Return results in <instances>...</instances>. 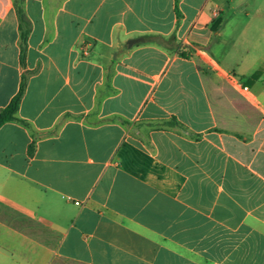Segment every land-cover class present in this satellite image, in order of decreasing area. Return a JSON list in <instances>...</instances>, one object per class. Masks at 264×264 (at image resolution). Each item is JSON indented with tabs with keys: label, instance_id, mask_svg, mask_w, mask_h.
<instances>
[{
	"label": "crops",
	"instance_id": "crops-1",
	"mask_svg": "<svg viewBox=\"0 0 264 264\" xmlns=\"http://www.w3.org/2000/svg\"><path fill=\"white\" fill-rule=\"evenodd\" d=\"M24 10L22 67L0 0V111L26 78V124L0 128V264H264V0Z\"/></svg>",
	"mask_w": 264,
	"mask_h": 264
},
{
	"label": "trees",
	"instance_id": "trees-1",
	"mask_svg": "<svg viewBox=\"0 0 264 264\" xmlns=\"http://www.w3.org/2000/svg\"><path fill=\"white\" fill-rule=\"evenodd\" d=\"M24 2L25 0H13L14 3V7L19 19V28H20V34H21V56H20V60H21V64L22 67H24L25 65V55H26V49H27V41H28V37L31 31V25L30 22L28 21L26 14H25V10H24ZM221 28V23H215L212 26V30L213 31H218ZM259 76V73H257L256 75L253 76V78H257ZM25 88H26V78L25 76L22 79L21 82V86L19 89V92L17 93V95L12 99V101L10 102V104L4 108L3 110L0 111V128L6 124V123H10V122H20L23 124H26L25 121H22L20 119H18L17 117V112L22 100V97L24 95L25 92ZM33 154V147H30L29 150V155L32 156Z\"/></svg>",
	"mask_w": 264,
	"mask_h": 264
},
{
	"label": "built area",
	"instance_id": "built-area-1",
	"mask_svg": "<svg viewBox=\"0 0 264 264\" xmlns=\"http://www.w3.org/2000/svg\"><path fill=\"white\" fill-rule=\"evenodd\" d=\"M245 90H247V89L245 88ZM76 205H80V203L79 202H76Z\"/></svg>",
	"mask_w": 264,
	"mask_h": 264
}]
</instances>
